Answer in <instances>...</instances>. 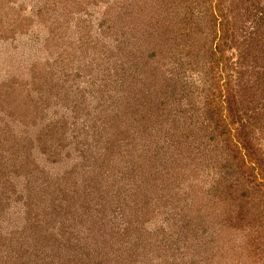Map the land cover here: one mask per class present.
I'll return each mask as SVG.
<instances>
[{
	"label": "rangeland",
	"instance_id": "374dc122",
	"mask_svg": "<svg viewBox=\"0 0 264 264\" xmlns=\"http://www.w3.org/2000/svg\"><path fill=\"white\" fill-rule=\"evenodd\" d=\"M155 1L0 0V264H242L202 173L178 192L137 170L162 146L151 135L171 133L161 106L220 100L214 72L169 81L181 53L161 18L170 0ZM125 226L137 231L115 242Z\"/></svg>",
	"mask_w": 264,
	"mask_h": 264
},
{
	"label": "trees",
	"instance_id": "16d2710c",
	"mask_svg": "<svg viewBox=\"0 0 264 264\" xmlns=\"http://www.w3.org/2000/svg\"><path fill=\"white\" fill-rule=\"evenodd\" d=\"M156 1L151 7L158 6L159 0ZM229 2L170 0L165 3L168 11L161 18L169 21L172 30L169 39L181 53L174 59L169 81L177 84L182 79L194 80V74L198 78L214 72L219 77L220 100L214 103L204 99L207 103L198 108L189 93L186 104L176 110L178 113L175 110L165 113L161 106L164 111L157 110L155 121L161 125L172 115L171 133L160 138L151 135V138L161 143L160 149L165 151L154 145L138 152L137 170L147 172L140 173L146 183L151 174L152 178L155 176L154 169L161 171L159 175L167 174L178 192L185 181L193 182L190 178L202 173L207 181L206 201L216 210L219 208L229 240L231 235L238 238L237 261L264 264V151L259 144L264 118V0ZM150 29L147 30L150 36L157 33L154 24ZM158 68L150 71L153 72L149 76L151 85L156 82ZM249 101L255 104L244 108ZM147 111L143 120H153V111L149 108ZM192 193L188 197L197 202L200 194ZM186 218L185 215L183 219ZM129 228L137 231V227L125 226L109 232L110 237L122 243ZM105 234L101 231L98 237ZM105 239L107 236L104 242ZM139 246L150 247L145 241H140Z\"/></svg>",
	"mask_w": 264,
	"mask_h": 264
}]
</instances>
